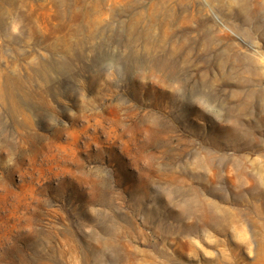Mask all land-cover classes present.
Returning a JSON list of instances; mask_svg holds the SVG:
<instances>
[{
	"label": "rangeland",
	"instance_id": "rangeland-1",
	"mask_svg": "<svg viewBox=\"0 0 264 264\" xmlns=\"http://www.w3.org/2000/svg\"><path fill=\"white\" fill-rule=\"evenodd\" d=\"M264 0H0V264H264Z\"/></svg>",
	"mask_w": 264,
	"mask_h": 264
},
{
	"label": "bare ground",
	"instance_id": "bare-ground-1",
	"mask_svg": "<svg viewBox=\"0 0 264 264\" xmlns=\"http://www.w3.org/2000/svg\"><path fill=\"white\" fill-rule=\"evenodd\" d=\"M260 250H261V255L262 256H264V243L263 244H261V248H260Z\"/></svg>",
	"mask_w": 264,
	"mask_h": 264
}]
</instances>
